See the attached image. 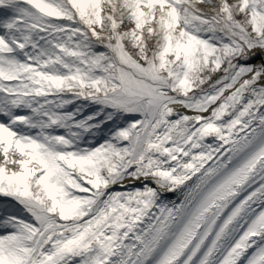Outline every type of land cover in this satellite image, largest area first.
<instances>
[{"label":"snow or ice","instance_id":"snow-or-ice-1","mask_svg":"<svg viewBox=\"0 0 264 264\" xmlns=\"http://www.w3.org/2000/svg\"><path fill=\"white\" fill-rule=\"evenodd\" d=\"M0 264H264V0H0Z\"/></svg>","mask_w":264,"mask_h":264}]
</instances>
